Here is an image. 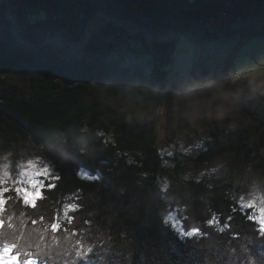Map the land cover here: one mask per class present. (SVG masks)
Instances as JSON below:
<instances>
[{
  "label": "trees",
  "instance_id": "obj_1",
  "mask_svg": "<svg viewBox=\"0 0 264 264\" xmlns=\"http://www.w3.org/2000/svg\"><path fill=\"white\" fill-rule=\"evenodd\" d=\"M11 1L29 43L55 36L79 41L97 13L155 34L187 30L205 40L263 34L249 29L257 20L264 22V0ZM0 27V164L7 159L10 165L9 173L0 166V176H8L13 187L22 159L37 155L61 177L36 209L13 193L5 217L13 212L17 224L22 218L25 226L44 230L58 216L61 229L55 235L61 244L65 229L93 244L111 237V245L96 249L87 261L73 252L54 254L49 264H125V257L132 264H264L260 225L248 219L258 209L240 207V200H247L242 196L246 184L253 181L234 175V166L246 170L245 164L253 163L252 172L263 180L264 110L245 115L250 123L242 128L222 126L197 158L206 163L230 158L233 166L221 167L227 175L183 176L177 166L164 179L168 170L156 125L159 107L172 112L166 81L173 44L149 42L145 34L111 21L73 61L61 50L21 45L1 5ZM119 52L148 58L149 73L114 63ZM65 69L79 72V80L65 82L58 76ZM121 106L140 111L126 115ZM83 171L97 178L84 177ZM72 203L78 208L69 211V222L64 205ZM176 209L181 210L179 230L162 223ZM193 227L203 234L186 237L183 233Z\"/></svg>",
  "mask_w": 264,
  "mask_h": 264
},
{
  "label": "rangeland",
  "instance_id": "obj_2",
  "mask_svg": "<svg viewBox=\"0 0 264 264\" xmlns=\"http://www.w3.org/2000/svg\"><path fill=\"white\" fill-rule=\"evenodd\" d=\"M106 19L109 20L111 17L98 14L93 18L91 23L104 22ZM114 21L127 28L133 34L142 33L139 28L129 22L118 19H114ZM0 29L3 28L0 27ZM249 31H259L264 34V22L262 20L255 21ZM19 36L23 41L26 40L22 31H20ZM145 36L151 41L150 35L145 33ZM241 40L242 37L239 34H236L232 39L225 37L215 40H203L202 43L208 56L204 52L205 56L201 57L198 56L197 45L189 36L183 35L174 42L173 51L170 52L172 65L167 71L166 91L171 94L173 102L178 101L179 104L177 106L173 103L172 112L167 114V112L164 111V117L160 115L161 109L159 107V118L156 125L157 146L163 158V166L168 170V172L163 175L164 179H168V174L177 166L180 167L183 176L208 177L211 179H220L222 175H227L224 170H221L222 165L227 167L229 165L233 166L230 158L216 159L210 163L199 162L197 158L206 151V143L212 139V134L221 129L222 126L242 128L248 125L250 122L245 115L250 112L264 110V97H251L246 89L237 91L235 87H231L230 95L237 101V109L228 120L223 122L212 120L207 115V110H205L204 119L193 126L185 116V110L188 105L196 102L198 99H203L202 97L193 96V93H200L210 89H219L221 84L231 81L238 75L251 71L253 66L264 65V38H253L246 41L239 48L229 65L230 68L228 72L220 79H217V77L223 74L231 54L238 47ZM43 42L44 41H40L39 44ZM59 48L60 47H55L52 49L63 50L64 52L62 51V53L66 56L68 54L69 56L67 57L70 60L79 61L82 57L80 46L68 44L62 45L61 48ZM112 61L118 63L121 67L131 70L142 69L146 73L150 71V61L148 58L134 56L127 52L115 54L112 57ZM196 63L201 64L196 65ZM195 65V73L198 79H195L192 74ZM235 71L238 73L232 75ZM58 76L63 78L67 83H75L79 80L80 73L74 69H65V71ZM94 83L96 82L94 81ZM98 86L102 87V85ZM121 108L126 115L136 114L140 111L139 109H132L124 106H121L120 109ZM244 108H246L247 111L243 114L242 110ZM183 149H190V151L185 152ZM169 153H173V155L170 156ZM4 160L5 161L3 163L1 162L0 166L4 171L9 173L10 165L7 159ZM37 161L42 163L40 157L37 155L23 158L16 181L21 179L20 174L23 173L27 167H39L40 165L36 163ZM245 165L247 166L246 170H239L234 166L236 169H234V175H236L237 180L253 181L251 184L246 182L245 192L242 196L247 199L245 202L256 201L264 203V175L261 176L263 180L258 181L259 174L256 175L251 170L254 164L246 163ZM213 169H215V171H213ZM82 176L89 177L91 174L83 171ZM1 224L2 223H0V228H2ZM32 229L35 228L25 226L26 231Z\"/></svg>",
  "mask_w": 264,
  "mask_h": 264
},
{
  "label": "snow or ice",
  "instance_id": "obj_3",
  "mask_svg": "<svg viewBox=\"0 0 264 264\" xmlns=\"http://www.w3.org/2000/svg\"><path fill=\"white\" fill-rule=\"evenodd\" d=\"M185 152L190 149H183ZM173 155V153H169ZM39 167H27L21 173V179L14 182L13 187H9L8 176H0V223L3 227L0 228V264H49V261L55 255H71L73 252L80 261H87L91 255L98 253L96 249L104 248L105 244L111 245V237L107 241H99L95 244L88 243L83 238L79 237L78 232H70L67 229L63 233V244L55 235L61 229L59 217L57 216L55 222L48 225L44 230L32 229L25 230V222L21 218L17 224L15 222V213L10 212L6 217L5 205L12 200L14 193L15 197L19 198L25 206H30L32 209L37 208V202L45 199V193L53 190L56 187L55 181L61 179L60 176L55 175L52 171V166L42 164L40 161L36 162ZM215 171V169H213ZM89 179H96L97 177H87ZM168 184L164 183L163 191H167ZM240 207L242 209H258V215L253 214L248 216V219L255 221L260 225L259 235L262 237L261 242L264 243V208L259 207L256 201L245 203L243 199L240 200ZM78 204H65L64 215L65 218L71 222L72 217L68 215L69 211H75ZM181 211L169 210L167 215L163 218L162 223L167 226H176L179 230V221L176 219V213ZM43 216L40 217L42 221ZM33 225L38 221L33 219ZM86 223H90L87 221ZM211 224L212 221H209ZM6 229V230H5ZM50 229V232H49ZM186 237H195L202 235L199 228L193 227L190 231L186 230L183 233ZM51 237L49 242L48 237ZM125 264H132L130 257H125Z\"/></svg>",
  "mask_w": 264,
  "mask_h": 264
},
{
  "label": "clouds",
  "instance_id": "obj_4",
  "mask_svg": "<svg viewBox=\"0 0 264 264\" xmlns=\"http://www.w3.org/2000/svg\"><path fill=\"white\" fill-rule=\"evenodd\" d=\"M231 87L237 91L246 89L251 97H264V65L253 66L252 70L238 75L231 81L224 82L219 89H210L200 93H193V96L202 97V100L188 105L185 116L195 126L204 119L205 110L207 115L215 121L223 122L228 120L237 109V101L230 95ZM178 106L179 102L174 101ZM160 115L164 117V107H160ZM259 207L264 208V203L257 202Z\"/></svg>",
  "mask_w": 264,
  "mask_h": 264
},
{
  "label": "water",
  "instance_id": "obj_5",
  "mask_svg": "<svg viewBox=\"0 0 264 264\" xmlns=\"http://www.w3.org/2000/svg\"><path fill=\"white\" fill-rule=\"evenodd\" d=\"M0 5L3 6L7 12V17L8 19L13 23V34L16 36L17 40L19 41V43L21 45H25V46H28L30 49H34V50H45L47 48H55L54 44H53V39L55 38H60L62 41V45H68V44H74V45H77L78 47L80 46V49H81V55L83 56L85 54V51L87 49V47L90 45L95 33L100 30L101 28H103L104 26H106L109 22L114 21V19L116 18H111L109 20H105L104 22H98L96 23V25H94L92 27V29L89 30V25L91 24V21L93 20V18L95 16H97L98 14H102V13H97V14H94V16L87 22V25H86V28H85V32L84 34L89 31V34L87 36V38L82 41V38L84 36H82V38L79 40V41H75V42H70L66 39H64L63 37L61 36H55V37H52L50 39H47L45 40L43 43L41 44H37V43H29L28 41V38L27 36L26 37V42L22 40V38L19 36V31H20V24H19V15H18V12H17V9L13 6L12 4V1L11 0H0ZM103 15V14H102ZM105 15V14H104ZM118 20H123L124 22H129L131 23L132 25L136 26L137 28H139L141 30L142 33H147L148 35H150V39L151 41L149 42H157V43H168V44H174V42L181 36L183 35H187L189 36L193 41L194 43L197 45L198 48L202 49L206 54V50L204 49V46H203V38H200L199 36L195 35L194 33L190 32V31H187V30H178V31H174V32H171L172 33V36L171 37H166V38H162L161 36H166L171 34L170 32L168 33H165V34H155L153 32H151L150 30L146 29L145 27L139 25V24H136L132 21H129V20H126V19H118ZM118 23V22H116ZM161 35V36H159ZM235 36H231V37H228L229 39H232L234 38ZM253 38H264V34H252V35H245L242 37V40L240 41V43L238 44V47L235 49V51L231 54L230 56V59L228 61V64L226 65L225 69H224V72L223 74L220 76V77H217V79H220L222 76H224L229 68H230V63L233 59V57L235 56V54L237 53V51L239 50V48L248 40L250 39H253ZM57 49V48H56ZM63 51V50H62ZM173 51V47L172 49H170V52ZM198 51V50H197ZM64 52V51H63ZM67 56H69L67 54ZM208 56V54H207ZM197 64H201V63H196ZM196 65L194 66L193 70L192 71V74H193V77L195 79H198L197 78V74L195 73V67Z\"/></svg>",
  "mask_w": 264,
  "mask_h": 264
},
{
  "label": "bare ground",
  "instance_id": "obj_6",
  "mask_svg": "<svg viewBox=\"0 0 264 264\" xmlns=\"http://www.w3.org/2000/svg\"><path fill=\"white\" fill-rule=\"evenodd\" d=\"M94 25H96V23H91L90 25H89V30L90 29H92V27L94 26ZM19 34H20V31H19ZM88 34H89V31H87L85 34H84V36H83V38H82V41H84L86 38H87V36H88ZM20 36H22V35H20ZM172 36V33L171 34H169V35H166V36H161L162 38H168V37H171ZM62 40L60 39V38H55V39H53V44H54V46L55 47H60L61 48V42ZM59 48V49H60ZM198 56L199 57H201V56H205V53H204V51L202 50V49H200V48H198Z\"/></svg>",
  "mask_w": 264,
  "mask_h": 264
},
{
  "label": "built area",
  "instance_id": "obj_7",
  "mask_svg": "<svg viewBox=\"0 0 264 264\" xmlns=\"http://www.w3.org/2000/svg\"><path fill=\"white\" fill-rule=\"evenodd\" d=\"M238 72L237 71H235V72H233V74L232 75H234V74H237Z\"/></svg>",
  "mask_w": 264,
  "mask_h": 264
}]
</instances>
